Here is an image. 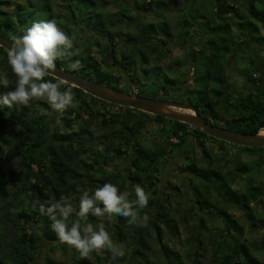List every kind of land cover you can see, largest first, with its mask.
<instances>
[{
	"label": "trees",
	"instance_id": "1",
	"mask_svg": "<svg viewBox=\"0 0 264 264\" xmlns=\"http://www.w3.org/2000/svg\"><path fill=\"white\" fill-rule=\"evenodd\" d=\"M55 1L23 0V3L17 4L16 13L10 15L5 8L11 5L12 0H0V34L12 39L23 35L35 22L54 21L74 41L72 51L75 53L71 57L59 58L56 65L103 84H121L123 81L112 80L108 76L109 71H100L102 63L92 53L94 46H101L106 41L102 62L109 68L119 66L128 73L126 64L135 66L140 60L141 70L147 74L148 69L142 68L143 64H151V61L155 63L153 71L164 78L152 97L160 98V95L172 94L178 84L177 78L169 77L158 65L159 61L168 57V41L175 37L180 40L179 45L182 47L192 32H200L197 42H191L192 46L199 48L192 50L186 58L194 68L193 85L182 101L196 105L200 114L215 125L220 126L216 121L223 120L230 129L246 133L264 131V100L260 99L264 92L257 94L251 91L237 102H232L227 93L230 82L226 66L228 54L241 46V41L233 35L234 26H238L242 35H247V40L257 46L264 42L260 28L264 25V0H244L247 11L244 15L238 0H195L190 4L192 8L189 6L184 10L183 17L175 25L177 35L174 34L173 26L163 19L157 23L139 20L132 26L134 32L131 35L113 32V28L131 18L129 4L117 11H110L108 0H62L64 7L70 10L60 14L54 10ZM82 3L91 7L90 11L84 13L80 7ZM134 3L138 13L154 10L160 17L162 14L158 13V9H170L178 1L134 0ZM199 5L208 14L202 13ZM156 36H160L161 42L154 41ZM7 52L0 46V67L5 71L0 76L6 75L11 81L7 88L0 85V96L13 90L16 84V77L7 62ZM120 56L123 57L122 64L117 60ZM77 62V69H73L72 65ZM179 63L180 66L184 65ZM253 70L250 72L254 74L256 67ZM44 79L47 82H62L64 86L60 90L71 89L73 103L77 100L79 105L69 107L60 120L52 123L48 110L42 108L45 102L38 103V113L33 112L31 106L21 110L0 106V264H37L44 243L60 242L51 227L52 220L48 215L41 214L40 206L47 208L52 203L66 201L78 209L79 200L85 192L91 196L105 183L115 184L121 193H128L129 202L136 199L135 188L142 187L150 198L148 206L138 211L149 219L146 227H138L130 225L126 218L114 215L110 220L111 236L116 245L124 249L125 255L112 258L107 249L93 251L92 257L96 264H205L199 260V256L205 257L211 245L214 262L219 260V264H264L258 255L259 252L264 254L261 244L249 243L244 226L225 209L230 205L241 209L251 228L256 227L254 218L259 214L256 215L251 204H264V184L255 185L251 180H246L244 194H239V189L234 186L238 172L251 169L246 163L240 161L236 170L230 172L226 179L222 167H212L206 160L204 164L199 163L197 158H191L190 155L186 158L184 170L191 175L189 191L194 195L189 216H197L199 223L192 238L188 239L195 250L184 259L166 239L168 235L177 236L180 232L179 223L173 215L179 209L173 208L171 201L160 194L159 173L168 149L178 150L186 141L191 125L109 103L49 74ZM153 85L156 84L153 82ZM115 88L133 92L127 88ZM136 89L138 95H144L140 86ZM98 102L103 103L104 110L95 108ZM108 106L119 107L121 111L113 112ZM221 108L231 113V117H226L220 111ZM150 119L164 125L161 131L167 137L164 145L155 141L153 150L140 142ZM77 120L82 121L79 127L75 126ZM96 123L109 139L103 148L96 145L99 136L93 129ZM45 129L51 133L50 138L46 136ZM198 131L200 136L217 139L202 130ZM172 137L178 141H173ZM133 151L135 155L130 157ZM123 158L125 165L117 170L116 161ZM212 177L218 184L211 182ZM193 179L198 184L193 183ZM78 186H82V189ZM217 197L223 201L221 208L218 205L216 207L219 203L215 199ZM213 208L219 211L217 215L220 216H212ZM153 212L154 215L150 216ZM74 220V216L70 218L69 226ZM102 221L111 223L107 215H89L87 219L94 230L99 229L97 225ZM182 222L188 224L189 221L183 217ZM210 223L216 229L218 223L223 224L222 233H215L210 238ZM73 251L75 264H91L74 248ZM45 264H53V257H48Z\"/></svg>",
	"mask_w": 264,
	"mask_h": 264
},
{
	"label": "rangeland",
	"instance_id": "2",
	"mask_svg": "<svg viewBox=\"0 0 264 264\" xmlns=\"http://www.w3.org/2000/svg\"><path fill=\"white\" fill-rule=\"evenodd\" d=\"M109 1V9L110 11H117L119 8H122L125 4H129L128 13L131 15V18H129L126 22H124L121 26H117L112 29L113 32L120 31L123 32L124 35L126 34H133L134 30L132 26H134L139 20L142 22L148 23V22H158L160 19L166 20L173 26L174 34L177 35L178 29L175 28V25L178 23V21L183 17V11L187 10L189 6L193 1L195 0H177V5L170 6V9H158V13L162 14L160 17L157 13L153 11H147V12H140L138 13V9L136 8V4L134 3V0H108ZM116 2V3H115ZM140 2H144V0H140ZM18 3H23V0H12V3L9 7L5 8L6 11L10 15H13L16 13V7ZM239 6L242 10V14H246V5L244 0H238ZM155 4V3H154ZM84 6V7H83ZM211 5H209L210 8ZM261 9L262 6L258 5ZM80 7L84 9V13L87 12L91 7L84 5L83 3L80 4ZM201 7V5H199ZM128 8V7H127ZM155 8V7H154ZM197 8V6H195ZM208 8V9H209ZM97 9V8H96ZM201 12L204 14H208V11L204 9V7L200 8ZM54 10L57 13L64 14L67 13L70 9L64 7L62 0H56L54 4ZM264 11V8H262ZM90 11V10H89ZM81 21H83L80 18ZM82 23V22H80ZM262 25V23H260ZM261 28V35H264V25L260 26ZM234 36L237 37L239 41H241V46L234 49L231 53L228 54L227 60H226V66H227V75L230 82V87L227 89L228 97L232 102H237L240 97L243 95L249 93L252 91L250 80H253L254 74L250 71L253 70L257 65L261 64V52L264 49V42L258 43V46L253 43L251 40H247V35L243 36L240 28L238 26L233 27ZM93 34V33H92ZM200 32H192V35L188 42L184 44V46H180L179 39H176L175 37L171 38L166 47L168 48V57L159 61L158 65L161 66V71L167 73L169 77L177 78L178 84L173 88V93L167 96L160 95V98H168V99H178L179 101H182L186 95L189 93L190 87L193 85V72L194 68L192 66V63L190 61H187L186 58H188L190 52L194 50L195 48H199V46H192L191 42L196 41L198 39ZM264 38V37H263ZM154 41L161 42L160 36H156L154 38ZM121 42V41H119ZM107 42H102L101 46H94L92 49V53L96 57L98 61H101L102 64H100V71L106 72L109 71L110 78L112 80H120L123 81V83H110L111 87H119V88H127L132 91H136V87L140 86L141 93H143V96L152 97L154 96V92L156 90V87L158 84L163 81V76L157 74L153 71L154 68V62L151 61V64H143L142 68L148 69L147 74H144L141 70L142 62L140 60L137 61V64L135 66L128 65L129 72L125 73L123 70L120 69L119 66H115L113 68H109L102 62V56L103 52H105V44ZM184 43V42H183ZM262 49V50H261ZM80 51V50H79ZM264 53V51H263ZM2 57V56H1ZM120 63H123V57L120 56L118 59ZM182 62L184 65L180 66V63ZM137 72H136V70ZM254 71V70H253ZM0 73L5 74L4 68L0 67ZM255 73L258 74V70H255ZM108 74V73H107ZM251 76V77H250ZM50 82H53V80H50ZM154 84L156 85H153ZM144 84V85H143ZM108 85V84H106ZM63 83H61V87H63ZM142 86V87H141ZM158 88V87H157ZM185 101V100H184ZM45 102V101H33L30 106L33 112L38 113L36 108L38 103ZM92 103V101H90ZM75 107H78L79 101H74L73 103ZM96 109L104 110L103 103H96L95 104ZM45 110H48V113L50 115V123H52L55 120H60L61 116L59 114L55 113L51 107L45 102V105L42 107ZM108 108H111L113 112H119L121 111L119 107L114 106H108ZM35 110V111H34ZM220 111L226 116L231 117V113L226 112L223 108L220 109ZM87 118V115H85ZM152 118V117H150ZM220 126L226 127L223 122V120L216 121ZM168 125L171 124V122H167ZM60 125V124H59ZM82 125V121L77 120L75 122V126L79 127ZM164 125H160L159 123L153 121L150 119V121L147 123L144 132L142 136L140 137V142L143 143V146L148 148L149 150H153V143L155 141H159L162 145L166 143V136L162 134V127ZM232 127V126H230ZM93 129L97 132L98 141L96 142V145L98 148H103L106 144H108V137L104 132L98 127V123L93 125ZM45 134L48 138H50L52 135L45 129ZM172 140H176L174 137L171 138ZM208 139V144L206 146L207 149L210 148V158H197L199 163H203L204 160H206L212 167H222V170H224V176L226 179H228V175L230 172H232L234 169L236 170L237 164L241 161L243 163H246L248 166L252 167L255 166V154L251 153L250 151L241 149L239 145L228 143V146H226V158H220L219 153L217 150L220 149V143L216 140H210ZM195 137L191 136L189 137V144H193L195 141ZM194 147V150L196 151V154L200 155L201 152L199 148ZM179 152L175 149H168L166 155L163 157L165 160L164 166L159 173V176H161V180L159 182V189L160 194H163L168 200L171 201L172 207L179 209L178 213L173 214L175 218L177 219V222L179 223L180 232L177 236L168 235L167 240L181 253V255L184 256V259L186 258V255H191L193 251L195 250V247L193 246V243L188 242L189 238H192V236L195 233V227L198 225L199 220L197 216H189V208L191 206V200L194 198V195L189 191L191 185H190V173L186 172L184 170V167L186 166V159L185 158H179L178 156ZM135 152L133 151L130 154V157L134 156ZM128 156V155H127ZM262 159L264 161V154L262 153ZM124 158L119 159L116 162L118 163V166L116 167L117 170H121V167L125 165ZM235 160L239 162H234ZM205 163V162H204ZM203 163V164H204ZM207 163V164H208ZM209 166V165H206ZM112 169V167H111ZM254 178L256 182L262 181L264 184V165L260 166V168L254 169ZM212 183L218 184L216 179L213 177ZM193 183L198 184L197 181L193 179ZM244 185V179L237 178L235 181V187L239 188V194H244L243 192H246V189H242L241 187ZM78 188L81 190L82 186H78ZM14 187L11 188L13 190ZM219 193V192H218ZM189 194V196H188ZM191 198V199H190ZM219 200L218 204H216L221 208L223 207V201L222 199L217 197L215 198ZM264 200V198H263ZM253 211L256 212V216L254 218V223H256V227L253 229L251 228L250 224L248 223L247 219H245V216H243L244 211H242L239 208L234 207L233 205H230L226 207V211L235 216L238 221L241 222V224L244 226L245 229V237L249 240V243L252 242H258L262 246V251L264 250V204H251ZM219 208V209H220ZM218 209V208H217ZM210 210V209H209ZM211 214H214L212 216H220L217 215L219 211H214V208L212 209ZM151 214L150 216L154 215ZM263 215V216H262ZM262 216V217H261ZM185 217L188 219V224H185L182 222V218ZM75 219V216H74ZM107 219H109L107 217ZM111 219H109V222ZM210 222H212L210 220ZM81 223H85V221H81ZM87 223V221H86ZM100 225H103L105 230L108 231L109 235L111 236V226L112 222L110 224H107L106 221H102L97 225L98 227ZM211 227L210 230V238H213L215 236V233H222L224 226L223 224L218 223L219 226L217 229L213 228L212 224H209ZM112 238V236H111ZM113 243L116 245V242L112 238ZM119 247V246H118ZM155 247L157 248V245L155 243ZM122 248V247H121ZM123 249V248H122ZM124 250V249H123ZM260 260H264V254L263 252H259ZM48 257H53V264H75V261L73 260L74 257V251L73 248H70L68 245L63 244L61 242H53L48 241L44 243L43 247L40 248V255L37 260V264H45ZM113 258V256H112ZM91 264H96L92 257V253L90 254V258H87ZM199 260H202V262H205V264H219V260L214 262L213 257V251H212V245L208 247V250L206 252L205 257L199 256Z\"/></svg>",
	"mask_w": 264,
	"mask_h": 264
},
{
	"label": "clouds",
	"instance_id": "3",
	"mask_svg": "<svg viewBox=\"0 0 264 264\" xmlns=\"http://www.w3.org/2000/svg\"><path fill=\"white\" fill-rule=\"evenodd\" d=\"M73 47L74 41L54 21L35 22L23 35L12 37L7 62L16 77V84L13 90L0 96V106L21 110L33 101H45L62 117L69 107L75 106L73 93L71 89L61 91L62 82H47L44 78L55 71L59 58L75 54ZM77 67L78 62L72 65L73 69ZM10 83L6 75L0 76V85L7 88ZM135 196V201L129 202L128 193H121L115 184L105 183L91 196L85 192L79 200L78 209L71 203L58 201L47 208L41 205L40 212L52 220L51 227L59 241L74 248L82 258H90L93 251L102 249L109 250L113 258L123 257L124 250L113 243L103 225L94 230L86 221L89 215H107L109 219L116 215L126 218L130 225L146 227L149 217L141 216L138 209L148 206L149 194L137 186ZM73 216L75 220L69 226Z\"/></svg>",
	"mask_w": 264,
	"mask_h": 264
},
{
	"label": "water",
	"instance_id": "4",
	"mask_svg": "<svg viewBox=\"0 0 264 264\" xmlns=\"http://www.w3.org/2000/svg\"><path fill=\"white\" fill-rule=\"evenodd\" d=\"M12 39L0 34V46L9 50ZM49 75L65 83L77 86L85 92L119 106H128L153 115H161L169 119L178 120L194 125L206 134L228 143L246 147H264V134L246 133L243 131L221 127L207 121L198 111L196 105L176 99H163L138 95L137 93L121 91L109 85L89 79L81 74L74 73L59 65Z\"/></svg>",
	"mask_w": 264,
	"mask_h": 264
},
{
	"label": "flooded vegetation",
	"instance_id": "5",
	"mask_svg": "<svg viewBox=\"0 0 264 264\" xmlns=\"http://www.w3.org/2000/svg\"><path fill=\"white\" fill-rule=\"evenodd\" d=\"M263 51H264V49H263ZM263 51L261 52V59H259L261 61V64L256 66V69L258 70V74L254 73V76H253L254 78H252L253 80H250V83H251L250 87L252 88V91L254 93H257V94H261L264 92V53H263ZM260 99L264 100V95H262ZM198 130H201V129H199L198 127H196L194 125H191V127H189V133L186 134V141L182 145H180L178 148L179 158H185L186 159V158H189V155L191 158H205V159L210 158V156H211L210 152H209L210 148L209 149L206 148V146L208 144L207 138H209V137L203 136V135L200 136L201 133ZM191 136L195 137L196 140L193 142V144L191 143V145H190L188 142H189V137H191ZM198 136H200V137H198ZM175 139H176L175 142H177L178 139L177 138H175ZM210 140H215V141L217 140L220 143V149L217 150V152L219 153L220 158H226V156H225L226 154H224V153L226 152V149H227L226 146H228V142H226L224 140L212 139V138H210ZM193 146L199 148V150L201 152L200 155L196 154V151L194 150ZM239 146L241 149L250 151L251 153L255 154V160H256L255 166H253V168L249 166L251 169H249L248 171L238 172V178H242V180L244 179V185L241 188L246 189V180H251L255 185H260L262 183V181H260V182L255 181V178H254L255 170L254 169L260 168V166H262V164L264 165V161L262 159V153L264 154V147H246V146H241V145H239ZM190 151H192V153L188 154V152H190ZM234 162H239V161L235 160ZM238 189H240V187Z\"/></svg>",
	"mask_w": 264,
	"mask_h": 264
},
{
	"label": "built area",
	"instance_id": "6",
	"mask_svg": "<svg viewBox=\"0 0 264 264\" xmlns=\"http://www.w3.org/2000/svg\"><path fill=\"white\" fill-rule=\"evenodd\" d=\"M136 89V88H135ZM132 93H137V89H136V91H133Z\"/></svg>",
	"mask_w": 264,
	"mask_h": 264
},
{
	"label": "bare ground",
	"instance_id": "7",
	"mask_svg": "<svg viewBox=\"0 0 264 264\" xmlns=\"http://www.w3.org/2000/svg\"><path fill=\"white\" fill-rule=\"evenodd\" d=\"M262 134H264V131L262 132Z\"/></svg>",
	"mask_w": 264,
	"mask_h": 264
}]
</instances>
